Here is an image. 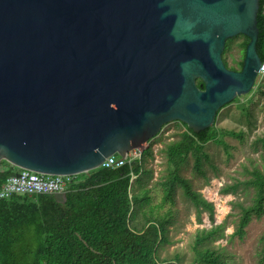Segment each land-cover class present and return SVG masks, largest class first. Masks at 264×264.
I'll use <instances>...</instances> for the list:
<instances>
[{"label": "water", "instance_id": "water-1", "mask_svg": "<svg viewBox=\"0 0 264 264\" xmlns=\"http://www.w3.org/2000/svg\"><path fill=\"white\" fill-rule=\"evenodd\" d=\"M259 10L260 0H0V165L88 174L172 122L212 127L259 77ZM239 35L250 41L234 70L223 55Z\"/></svg>", "mask_w": 264, "mask_h": 264}, {"label": "trees", "instance_id": "trees-1", "mask_svg": "<svg viewBox=\"0 0 264 264\" xmlns=\"http://www.w3.org/2000/svg\"><path fill=\"white\" fill-rule=\"evenodd\" d=\"M258 28L257 50L264 62V0H260ZM243 37L241 46L245 52L250 38ZM234 39L228 40L224 55ZM243 63L244 59L239 68L231 69H242ZM202 84V80H198V85ZM242 108L249 112L245 103ZM179 123L185 126V131L179 140L169 143L164 149L168 166L170 170L173 168L163 183L165 199L174 202L176 189L181 187L185 196L196 205L199 215L208 211L214 218V204L196 191L192 182L180 171L190 156L195 160V167L201 171L203 158L207 156L206 144L214 141L226 145L223 136L237 133L218 129L215 125L194 132L187 124ZM243 135L244 132L239 134ZM255 144L264 147V136L259 137ZM147 156H153L151 149H147L140 160L81 174L63 198L42 194L13 195L0 200V264H180L177 256L163 261L157 256L160 245L168 241L166 218H148L142 225L133 221L134 209L143 198L138 191H133L135 183L132 176L136 175L135 182L141 183L143 175L152 174L151 170L144 168ZM20 171V168L3 160L0 165V189ZM241 185L255 189L250 206L238 204L241 216L233 236L243 239L250 223L264 216V172L255 169L251 179L228 184L222 191L236 193ZM216 232L217 229L206 232V236L198 238V244ZM261 240L264 260V235ZM203 259L208 264H225L209 250Z\"/></svg>", "mask_w": 264, "mask_h": 264}, {"label": "rangeland", "instance_id": "rangeland-1", "mask_svg": "<svg viewBox=\"0 0 264 264\" xmlns=\"http://www.w3.org/2000/svg\"><path fill=\"white\" fill-rule=\"evenodd\" d=\"M243 40V37L235 38L223 55L230 69L239 68V63L244 59ZM238 98L219 112L215 124L218 129L235 131L237 134L223 136L226 145L214 141L206 144L207 156L203 158L201 171L195 167L192 156L180 171L183 177L192 182L196 191L214 204V218L208 211L199 215L196 205L185 196L181 187L176 189L174 202L165 199L163 183L173 168L170 170L168 166L164 149L169 143L180 139L186 129L183 124H167L166 134L154 145L157 147L155 155L147 156L144 162V168L151 170L152 174L143 175L141 183H136L134 178L133 191H138L143 198L134 209V223L145 224L148 218L168 220V241L160 245L157 253L160 261L177 256L180 264H208L203 255L209 250L215 252L225 264H264L261 240L264 216L250 223L243 239L233 236L241 216L238 204L250 206L255 189L241 185L236 193L226 194L222 191L228 184L244 183L251 179L255 169L264 172V147L255 144L259 137L264 136V75L258 77L250 93ZM243 103L248 106V113L243 110ZM241 132H244L243 136H239ZM207 188L209 193L206 196ZM214 229L217 232L212 237L198 244V238H203L206 232Z\"/></svg>", "mask_w": 264, "mask_h": 264}, {"label": "built area", "instance_id": "built-area-1", "mask_svg": "<svg viewBox=\"0 0 264 264\" xmlns=\"http://www.w3.org/2000/svg\"><path fill=\"white\" fill-rule=\"evenodd\" d=\"M262 75H264V62L262 63L259 70V76ZM166 127L167 125L164 126V128L156 137L143 145L141 148L130 151L127 155V158L121 160L122 157L118 155L109 156L101 167H120L130 163L133 160H140L143 158V155L147 149H151L154 156L155 149L157 148L154 145L164 136V134H166ZM78 176L79 175H47L27 169H21L18 174L11 176L5 185L0 189V200L9 198L13 195L51 194L63 196L69 191L71 186L76 183ZM134 178H137V176H132V182L134 181ZM205 191H207L205 192L207 196L209 193L208 188ZM204 198L206 199L205 196Z\"/></svg>", "mask_w": 264, "mask_h": 264}, {"label": "flooded vegetation", "instance_id": "flooded-vegetation-1", "mask_svg": "<svg viewBox=\"0 0 264 264\" xmlns=\"http://www.w3.org/2000/svg\"><path fill=\"white\" fill-rule=\"evenodd\" d=\"M238 37H243V35H239V36H237V37H235V38H238ZM244 38V37H243ZM244 41V40H243ZM247 48V47H246ZM245 52H246V49H245ZM244 58H245V53H244ZM239 70H241V68L239 69ZM163 128H164V126H163ZM162 128V129H163Z\"/></svg>", "mask_w": 264, "mask_h": 264}, {"label": "crops", "instance_id": "crops-1", "mask_svg": "<svg viewBox=\"0 0 264 264\" xmlns=\"http://www.w3.org/2000/svg\"><path fill=\"white\" fill-rule=\"evenodd\" d=\"M63 197V196H62Z\"/></svg>", "mask_w": 264, "mask_h": 264}]
</instances>
